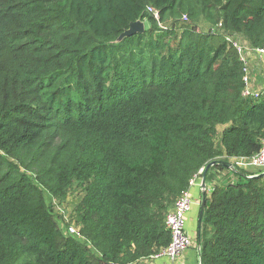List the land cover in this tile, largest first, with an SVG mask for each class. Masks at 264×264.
Returning a JSON list of instances; mask_svg holds the SVG:
<instances>
[{"label":"trees","instance_id":"16d2710c","mask_svg":"<svg viewBox=\"0 0 264 264\" xmlns=\"http://www.w3.org/2000/svg\"><path fill=\"white\" fill-rule=\"evenodd\" d=\"M226 35L264 47V0H0V264H149L214 160L200 264H264V93Z\"/></svg>","mask_w":264,"mask_h":264},{"label":"built area","instance_id":"2783aa9c","mask_svg":"<svg viewBox=\"0 0 264 264\" xmlns=\"http://www.w3.org/2000/svg\"><path fill=\"white\" fill-rule=\"evenodd\" d=\"M148 11L155 13L158 16V11L155 10L152 6L148 7ZM186 19L187 17L184 16ZM228 41L237 48L240 59L244 64V81L245 87L243 89V95L246 97H255L259 98L263 95L264 89L261 91L253 90L250 85V62L253 57H260L264 60V47H253L250 46L246 41L241 42L235 40L232 36L226 35ZM242 164L250 165L259 169H262L264 172V141L262 147L255 155L249 159H240ZM202 169L198 174H196L190 180V186L188 189L184 190L182 194L176 199L173 207L170 209L166 216V227L171 234V241L168 245L162 247L158 252L151 255L149 260L167 257L172 261L178 259L183 252L193 244V239L191 235L188 234L186 229V215L191 211L193 207V198L191 196V188L197 184L201 185L202 179ZM68 234H72L78 237H83L80 227L76 225H69L67 229Z\"/></svg>","mask_w":264,"mask_h":264},{"label":"crops","instance_id":"0c3cea01","mask_svg":"<svg viewBox=\"0 0 264 264\" xmlns=\"http://www.w3.org/2000/svg\"><path fill=\"white\" fill-rule=\"evenodd\" d=\"M251 70H250V85L251 87L256 91H261L264 89V60L260 57H253L250 62ZM248 168L252 171H254V167L247 165ZM222 174H225V172H221ZM198 185V184H197ZM197 186H194L195 188ZM200 191L203 192L202 187H200ZM198 193V194H197ZM194 194L199 195V191L197 189L194 190ZM201 199H195L193 200V207L190 212L186 215V223H189L192 225L194 223V212H196V208H199L200 213V207H201ZM199 213H198V219H199ZM192 237V236H191ZM193 239V244L187 248L183 254L176 259L175 261L170 260L167 257H161L153 260H149V264H200V253H199V245L197 242V231Z\"/></svg>","mask_w":264,"mask_h":264},{"label":"rangeland","instance_id":"374dc122","mask_svg":"<svg viewBox=\"0 0 264 264\" xmlns=\"http://www.w3.org/2000/svg\"><path fill=\"white\" fill-rule=\"evenodd\" d=\"M149 26V24H146V28ZM225 174H218V180H221V178H223ZM197 187L195 188H191V196L193 198V200L195 199H200L202 198V192L200 191V187L201 185H195ZM197 189L199 191V195L197 197V195L194 194V190ZM198 194V193H197ZM47 199L49 202H53L55 205V213L57 215L58 221L61 224V227L64 229L65 232H67V229L69 227V225H76V227L79 228V225H77L76 223H74L73 221L67 223V221L71 220V212H72V205H71V197L68 199L67 203H65L64 205H58L61 208H59L56 204V202L54 201L53 197L51 195H47ZM198 213H199V208H196V212H194V223H192V225H190L189 223H186V229L189 235H191L192 237L195 236L197 228H198ZM66 227V228H65ZM68 233V232H67Z\"/></svg>","mask_w":264,"mask_h":264},{"label":"water","instance_id":"95a60500","mask_svg":"<svg viewBox=\"0 0 264 264\" xmlns=\"http://www.w3.org/2000/svg\"><path fill=\"white\" fill-rule=\"evenodd\" d=\"M145 30V24L143 21L141 20H138V21H135L131 24L130 28L125 31V33L122 35V36H128V35H131V34H135L137 32H144ZM217 164H223L225 166H229V167H232V164L230 162H226V161H221V160H214L212 162H210L209 164H207V166L204 168V171H203V174H202V179H201V187H202V199H201V207H200V216H199V219H198V223H199V227H200V223L202 221V214H203V210H204V207H205V204H206V201H205V192H206V189H207V183H206V174H207V170L214 166V165H217ZM264 172L262 174H259V175H256V176H261L263 175Z\"/></svg>","mask_w":264,"mask_h":264},{"label":"bare ground","instance_id":"6f19581e","mask_svg":"<svg viewBox=\"0 0 264 264\" xmlns=\"http://www.w3.org/2000/svg\"><path fill=\"white\" fill-rule=\"evenodd\" d=\"M254 90V89H253Z\"/></svg>","mask_w":264,"mask_h":264}]
</instances>
